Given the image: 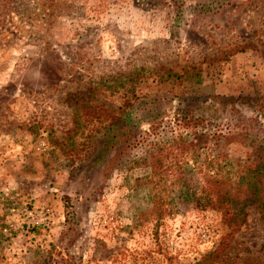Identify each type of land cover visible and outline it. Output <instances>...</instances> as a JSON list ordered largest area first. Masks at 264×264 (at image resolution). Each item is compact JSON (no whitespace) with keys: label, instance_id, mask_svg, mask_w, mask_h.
I'll return each instance as SVG.
<instances>
[{"label":"rangeland","instance_id":"rangeland-1","mask_svg":"<svg viewBox=\"0 0 264 264\" xmlns=\"http://www.w3.org/2000/svg\"><path fill=\"white\" fill-rule=\"evenodd\" d=\"M192 65L198 82L156 81ZM129 74L139 96L252 97L213 115L237 134L231 156L264 151V0H0V264H193L229 232L212 210L143 218L138 151L121 169L85 156L92 124L66 94L95 84L118 105ZM263 209L245 207L214 264H264Z\"/></svg>","mask_w":264,"mask_h":264},{"label":"trees","instance_id":"trees-1","mask_svg":"<svg viewBox=\"0 0 264 264\" xmlns=\"http://www.w3.org/2000/svg\"><path fill=\"white\" fill-rule=\"evenodd\" d=\"M163 70L156 74V81H199V69L193 65L179 73L166 68ZM132 74L120 83L124 94L118 105L98 101L96 94L101 90L95 84L66 94L65 100L73 109L76 127L92 124V132L82 143L91 147L88 151L86 149L85 156L88 157L92 151L91 161L95 164L112 151L114 155L108 164L121 169L124 164L119 163L118 158L127 151H138L140 155L128 159L125 165L128 169L140 170L132 183L127 184L129 189L142 191L146 200L152 203L141 212V216L153 218L157 223L182 206L196 211L217 212L220 223L229 232L193 264L224 261L222 250L227 245V236L245 223V207L257 204L264 208V151L256 152L254 159L231 156L226 147L238 142L237 134L232 127L222 129L216 123L218 115L213 114L219 106L235 110L238 100L241 104L247 102L244 106H249L248 102L254 99L232 96L204 98L185 93L139 96L134 91L137 77ZM199 111L205 112L204 115H197ZM142 125L145 127L141 128ZM151 190L155 191L151 194ZM63 200L67 208L68 198ZM65 214V219H68L70 211ZM260 217L264 222V209ZM167 259L165 264H171L170 258Z\"/></svg>","mask_w":264,"mask_h":264}]
</instances>
